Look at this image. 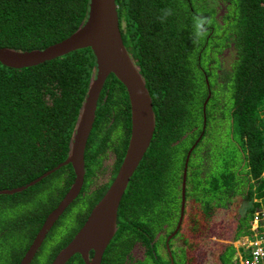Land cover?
Returning <instances> with one entry per match:
<instances>
[{"label":"trees","instance_id":"1","mask_svg":"<svg viewBox=\"0 0 264 264\" xmlns=\"http://www.w3.org/2000/svg\"><path fill=\"white\" fill-rule=\"evenodd\" d=\"M88 1L0 0V46L41 49L68 37L85 21ZM115 2L124 46L152 98L155 130L120 201L101 264H235L233 239L249 233L256 211L264 212V0ZM195 17L211 21L200 35ZM95 67L89 47L26 67L0 62V189L27 184L67 157ZM129 133L127 94L110 74L85 147L81 191L29 264H40L61 220L85 203L73 229L51 243L44 264L81 227L114 178ZM190 149L184 214L167 239L178 221ZM109 151L115 161L104 165ZM110 170L108 180L95 182ZM73 179L67 164L20 192L0 194V264L19 263ZM137 243L145 247L142 258L130 253ZM66 264L84 263L75 254Z\"/></svg>","mask_w":264,"mask_h":264},{"label":"water","instance_id":"2","mask_svg":"<svg viewBox=\"0 0 264 264\" xmlns=\"http://www.w3.org/2000/svg\"><path fill=\"white\" fill-rule=\"evenodd\" d=\"M85 47H89L93 51L96 67L90 78L85 100L80 108L75 132L69 142L67 157L27 184L0 189V194L20 192L55 169L67 164L71 165L74 172L73 182L58 204L46 215L18 264L31 262L54 222L81 191L85 174V147L95 121L98 98L105 80L110 74H113L123 84L129 102L130 133L127 146L120 166L108 188L91 208L81 227L71 240L56 253L50 264H66L75 254L80 255L84 264H101L104 251L117 230L120 201L153 137L155 114L152 98L139 67L124 46L115 0H89L85 21L68 37L44 48L20 50L0 46V62L9 67H26ZM203 113H205L204 110ZM191 149L187 153L182 169L178 221L174 231L167 239L176 234L184 214L187 163ZM166 248L171 257L168 243ZM90 251L93 252L91 256ZM171 264H173L172 259Z\"/></svg>","mask_w":264,"mask_h":264},{"label":"built area","instance_id":"3","mask_svg":"<svg viewBox=\"0 0 264 264\" xmlns=\"http://www.w3.org/2000/svg\"><path fill=\"white\" fill-rule=\"evenodd\" d=\"M235 264H264V212L256 211L250 222V232L240 236Z\"/></svg>","mask_w":264,"mask_h":264},{"label":"rangeland","instance_id":"4","mask_svg":"<svg viewBox=\"0 0 264 264\" xmlns=\"http://www.w3.org/2000/svg\"><path fill=\"white\" fill-rule=\"evenodd\" d=\"M195 48V45L193 46V50ZM213 79V77H211L209 79V81H211ZM207 98H205L204 100H206ZM210 105V104H209ZM264 118V117H263ZM264 121V119H263ZM117 132H119V129H115V133L114 136L117 134ZM101 178L95 180V182H100ZM86 204L82 203L81 205L76 204L74 205L71 210L67 213V215L61 220L60 225L57 228L56 233L53 235V237L51 238L50 242L48 243V246L45 248V250L43 251V254L40 257V264H44L47 260V258H49V255L51 254V250H53V248L51 249V243L53 242L54 245L57 244L59 242L58 238L66 235L67 233H69V231H71L73 229V227L76 225V221H77V217L80 214V212L84 213L86 211ZM81 213V214H82ZM240 239V236L234 240V246L236 248V254L239 252V250H237V244H238V240ZM145 252V247L140 244L137 243L135 245L132 246L131 249V253L134 256V258H141L143 257ZM228 264V263H226Z\"/></svg>","mask_w":264,"mask_h":264},{"label":"flooded vegetation","instance_id":"5","mask_svg":"<svg viewBox=\"0 0 264 264\" xmlns=\"http://www.w3.org/2000/svg\"><path fill=\"white\" fill-rule=\"evenodd\" d=\"M94 124V123H93ZM129 138V137H128ZM128 142V141H127ZM127 146V145H126ZM126 149V148H125ZM115 158H116V155L114 154L113 151H109L108 155H107V158L105 160H103V164L104 165H113L114 161H115ZM110 177L111 176V170L108 171L107 174H98V177L101 178V181L100 182H104L107 179V177ZM177 224V223H176ZM176 226V225H175ZM175 228V227H174ZM174 231V229L167 235V238L168 236ZM235 240V238L233 239V241ZM135 245V244H134ZM166 247H167V243H166ZM168 251V250H167ZM130 253H131V250H130ZM169 255V254H168ZM127 259H128V255L126 256ZM170 257V256H169ZM142 258V257H141ZM172 258V256L170 257Z\"/></svg>","mask_w":264,"mask_h":264},{"label":"clouds","instance_id":"6","mask_svg":"<svg viewBox=\"0 0 264 264\" xmlns=\"http://www.w3.org/2000/svg\"><path fill=\"white\" fill-rule=\"evenodd\" d=\"M170 14H171V10H166L165 16L170 15ZM194 20H195V30H196L197 35H200L205 31L206 24L211 23L210 20L203 18V17H195ZM249 232H250V227H249Z\"/></svg>","mask_w":264,"mask_h":264}]
</instances>
